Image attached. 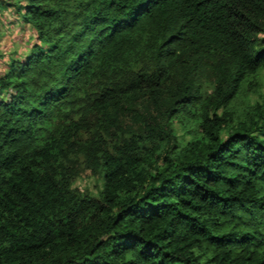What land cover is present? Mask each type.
I'll return each mask as SVG.
<instances>
[{
    "label": "trees",
    "instance_id": "1",
    "mask_svg": "<svg viewBox=\"0 0 264 264\" xmlns=\"http://www.w3.org/2000/svg\"><path fill=\"white\" fill-rule=\"evenodd\" d=\"M26 1L0 264H264V0Z\"/></svg>",
    "mask_w": 264,
    "mask_h": 264
},
{
    "label": "rangeland",
    "instance_id": "2",
    "mask_svg": "<svg viewBox=\"0 0 264 264\" xmlns=\"http://www.w3.org/2000/svg\"><path fill=\"white\" fill-rule=\"evenodd\" d=\"M2 2L5 3L0 5V77L7 75L13 61L24 60L33 45L39 42L35 31L24 21L19 7L13 5V2H19L22 6L27 4V1L2 0ZM261 80L263 83L261 94L264 97V71ZM251 100L258 102L261 97L252 94ZM175 128L181 141L187 144L191 136L185 133L178 122L175 123ZM74 187L97 194L102 189V184L92 176H85L74 182Z\"/></svg>",
    "mask_w": 264,
    "mask_h": 264
}]
</instances>
